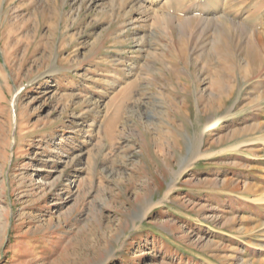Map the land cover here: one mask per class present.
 Returning a JSON list of instances; mask_svg holds the SVG:
<instances>
[{
    "label": "rangeland",
    "instance_id": "obj_1",
    "mask_svg": "<svg viewBox=\"0 0 264 264\" xmlns=\"http://www.w3.org/2000/svg\"><path fill=\"white\" fill-rule=\"evenodd\" d=\"M194 2L0 0V264H264V0Z\"/></svg>",
    "mask_w": 264,
    "mask_h": 264
},
{
    "label": "bare ground",
    "instance_id": "obj_2",
    "mask_svg": "<svg viewBox=\"0 0 264 264\" xmlns=\"http://www.w3.org/2000/svg\"><path fill=\"white\" fill-rule=\"evenodd\" d=\"M217 2H218V0H217ZM191 3V2H190ZM183 4V3H182ZM192 8L191 9H186L187 10V16L185 17L186 19L187 18H191L193 15H195L196 13H199V15H208V16H205V17H208L209 19L211 18V16L209 17V15H210V13H212L213 14V12H212V10H214L213 9V4H211V2H210V0H195V2L192 4ZM214 8H215V6H214ZM164 14H166V13H164ZM185 14V15H186ZM217 14V13H216ZM166 16V15H165ZM164 16V18L162 17V16H158V20L159 21H161L162 23H163V21L164 20H166L167 19V16H169V15H167L166 17ZM201 18H202V16H200ZM221 18H222V16H220ZM196 18V17H195ZM183 19V18H182ZM204 19V18H203ZM207 19V18H206ZM208 20V19H207ZM246 24H248V23H246ZM245 28V27H244ZM247 28V27H246ZM245 30V29H244ZM255 30V29H254ZM255 32H256V30H255ZM258 37V36H257ZM259 37H260V35H259ZM260 39V38H259ZM262 41V40H261ZM114 120H116V118L114 119ZM198 152L197 151H195V152H193L191 155L194 157L196 154H197ZM191 156V157H192ZM194 158H196V157H194ZM190 159H192V158H190ZM187 162V161H186ZM185 162V163H186ZM184 163V164H185ZM184 168L185 167H183V170H184ZM174 187V183H172L171 184V188H173Z\"/></svg>",
    "mask_w": 264,
    "mask_h": 264
}]
</instances>
